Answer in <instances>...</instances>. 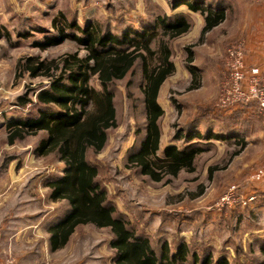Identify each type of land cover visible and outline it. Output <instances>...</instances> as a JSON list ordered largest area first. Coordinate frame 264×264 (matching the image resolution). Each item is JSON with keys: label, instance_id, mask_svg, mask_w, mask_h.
Segmentation results:
<instances>
[{"label": "rangeland", "instance_id": "obj_1", "mask_svg": "<svg viewBox=\"0 0 264 264\" xmlns=\"http://www.w3.org/2000/svg\"><path fill=\"white\" fill-rule=\"evenodd\" d=\"M173 3L174 0H0V261L11 258L14 264H115L112 235L107 229L93 226L78 228L65 249L46 251L48 225L66 209L64 204L49 200L47 182L49 177L62 175L64 164L53 156L34 154L39 137H28L13 146L7 143L10 122L37 116L44 107L36 96L44 81L28 75L16 81L19 58L25 55L54 58L79 49L72 40L47 51L33 47L36 40L44 41L54 33L42 32V27L50 29L51 19L59 12L74 22L75 31L100 24L119 34L125 30L143 33L145 29L155 28L162 18H170L169 22L181 18L190 21V33L171 42L176 73L165 82L159 94V103L165 112L160 122V154L168 147L183 148L198 143L196 138L191 143L175 140L178 133H188L189 127L193 131L190 135L203 126H211L216 131L218 124L212 120L221 118L215 95L219 76L214 75L217 77L214 79L205 76L200 89L190 90L192 75H186L187 50H193L198 68L204 61L225 64L224 51L229 48L218 51L216 41L222 29L231 27L232 19L201 41L200 15L177 1L176 5L180 6L173 10ZM30 27L42 30L29 32ZM21 29L28 33L26 37L16 35ZM7 30L12 34L11 41L4 35ZM76 34L81 37V33ZM92 84L101 89L95 78ZM142 84L141 70L136 68L127 79L109 87L115 96L118 126L108 131L104 150L90 153L88 157L98 170V183L107 192L115 215L129 221L137 234L148 238L159 258L165 244L175 253L181 244L187 243L191 252L200 256L210 254L214 261L259 264L263 260L260 246L264 243V218L258 209H251L262 198L260 185L264 178L257 181L252 178L264 164L262 129L248 125L243 134L231 131L233 136L224 135L226 138L212 133L224 138L202 139L200 143L205 150L196 160L194 173L183 172L169 181L153 182L137 169L128 167L127 162L143 139L146 119ZM47 87L49 83L45 81L44 88ZM25 97L29 98L28 102L19 105ZM222 121L233 122L230 117ZM236 138L245 139L249 144L244 152L229 161V154L236 148ZM214 168L217 169L211 173ZM200 185L206 187L205 193L194 198ZM233 188L246 197L256 195L258 199L235 209L216 210L215 203Z\"/></svg>", "mask_w": 264, "mask_h": 264}, {"label": "trees", "instance_id": "obj_2", "mask_svg": "<svg viewBox=\"0 0 264 264\" xmlns=\"http://www.w3.org/2000/svg\"><path fill=\"white\" fill-rule=\"evenodd\" d=\"M175 1L186 4L204 17L201 41L227 20L225 12L213 7V2L174 0L173 10L180 6ZM169 19H160L155 28L145 29L143 33L125 30L119 34L100 24L75 31L74 22L64 12H59L51 19L50 29L30 27L29 32H54L44 41L34 42L33 47L41 51L67 40L79 45L75 52L54 58L40 55L19 58L16 81L26 75L44 81L36 93L44 107L39 109L37 116H24L7 126L9 145L28 137H39L34 154L53 156L64 164L62 175L49 177L47 182L49 200L63 203L66 208L62 224L49 230L52 252L64 249L77 228L88 225L110 232L115 264H189L190 260L193 264H229L227 260L214 261L210 254L200 256L191 252L187 243L181 244L175 253L165 244L159 258L148 238L137 234L129 221L115 215L107 192L98 183V170L88 159L90 153L98 154L104 150L108 131L118 126L115 96L109 87L127 79L139 68L143 78L141 91L146 123L142 142L128 157V167L137 169L142 176L157 183L177 178L183 172L196 171V160L205 150L200 142L183 148L168 147L163 155L160 154V122L165 112L159 103V94L165 82L176 73L171 42L187 35L192 28L190 21L185 19L174 22ZM76 32L81 33V37ZM4 35L11 41L10 31ZM16 35L23 38L28 33L21 29ZM187 53V69L192 75L190 90H198L204 76L194 64L193 50L188 48ZM94 78L99 82L100 90L92 84ZM45 81L49 83L47 88H44ZM28 100V97L22 98L19 105H25ZM192 139L184 133L175 137V140L187 143ZM235 142L236 148L229 154V161L239 156L248 145L245 139L239 138ZM205 188L200 185L194 198L201 197ZM260 247L263 260L259 264H264V243Z\"/></svg>", "mask_w": 264, "mask_h": 264}, {"label": "crops", "instance_id": "obj_3", "mask_svg": "<svg viewBox=\"0 0 264 264\" xmlns=\"http://www.w3.org/2000/svg\"><path fill=\"white\" fill-rule=\"evenodd\" d=\"M205 1L207 2L208 0ZM209 1H213V0H209ZM213 3H214L213 7L225 12L227 16V20L222 25L215 28L214 30L221 28L223 25H225V23L228 21L229 18L232 19L231 22H233L231 27L225 30L222 29L223 31H221L220 36L217 38L216 46L218 51H220V48L223 47H226L227 49L230 47H241L245 52V60L248 65L260 66L264 68V0H214ZM194 14L200 15L199 16L201 18L199 19L200 24L202 23V27H204V23H205L204 17L200 13L194 12ZM225 53L227 54V50L224 51V54ZM198 66H200L199 68L204 77L210 76L211 78L214 79L217 78L214 75L220 76L221 69L224 66V64L209 63L207 61H204ZM186 75H191V74L187 71ZM219 113L221 115V118L217 117L212 120L213 123L218 124L216 131L214 129H211V126L202 125L204 128L202 127L203 128L202 130L199 131L197 130L193 135H190L191 132L193 131L191 127H189L188 133H186L185 135L188 137L196 138L195 142H201L203 140L205 141V139L208 138L209 140H213V139L222 140L225 137L224 135L229 134V136H233V134H231V131H234V134L235 133L243 134L247 126L252 125L253 129L254 128L256 130L262 129V136L264 139V117L259 116L254 108L240 109L234 113H224L222 111H220ZM224 117H230L233 120V122L231 123H228L226 121L223 122L222 120L224 119ZM240 122L242 124L239 126L238 123ZM229 127H233V129L230 130ZM212 133L222 134V136L224 137L221 138L219 136H214L212 135ZM237 139L239 138H236L234 140L236 141ZM250 165H251V161H250ZM46 189L47 192L49 193V188L46 187ZM260 190H261L260 192L262 193V198L258 200L257 202L258 204L254 203L255 205H253L251 210L255 211L256 209H258L263 215L262 217L264 218V181L260 185ZM62 217H63L62 215L60 216L58 215L56 218H54L53 223H51V225H48L46 231L48 236L47 237L48 245L46 244L47 246L46 251H48L49 253L52 252L50 247L49 230L53 227L62 224V222L64 221ZM80 227H84V226H80ZM76 232L71 236V238L76 234Z\"/></svg>", "mask_w": 264, "mask_h": 264}, {"label": "built area", "instance_id": "obj_4", "mask_svg": "<svg viewBox=\"0 0 264 264\" xmlns=\"http://www.w3.org/2000/svg\"><path fill=\"white\" fill-rule=\"evenodd\" d=\"M216 102L219 111L234 113L240 109L254 108L256 113L264 117V68L250 66L245 60V52L241 47H230L227 50V61L216 79ZM253 180L264 178V164L258 167ZM258 199L256 195L244 196L236 188L228 191L215 205L216 210L235 209L246 206ZM0 264H14L7 258Z\"/></svg>", "mask_w": 264, "mask_h": 264}]
</instances>
